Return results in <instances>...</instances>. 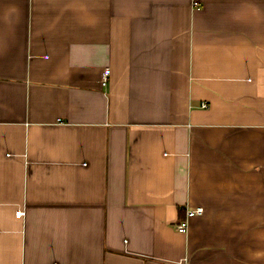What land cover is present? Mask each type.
I'll use <instances>...</instances> for the list:
<instances>
[{
    "label": "crops",
    "instance_id": "crops-1",
    "mask_svg": "<svg viewBox=\"0 0 264 264\" xmlns=\"http://www.w3.org/2000/svg\"><path fill=\"white\" fill-rule=\"evenodd\" d=\"M0 264H264V0H0Z\"/></svg>",
    "mask_w": 264,
    "mask_h": 264
},
{
    "label": "built area",
    "instance_id": "built-area-1",
    "mask_svg": "<svg viewBox=\"0 0 264 264\" xmlns=\"http://www.w3.org/2000/svg\"><path fill=\"white\" fill-rule=\"evenodd\" d=\"M193 6L196 8H199L200 4H199V2L195 1L193 3ZM109 74H110V70H105L104 75H103V80H102L103 86L107 85ZM203 107H207V105L204 104ZM202 213H203L202 208H198L195 210H188L186 213L187 214L186 219L178 225V231L180 233L186 234L188 231V228H189L190 219L193 218L194 216H199ZM17 216H18V218H23L25 216V212L23 210H19L17 212Z\"/></svg>",
    "mask_w": 264,
    "mask_h": 264
}]
</instances>
